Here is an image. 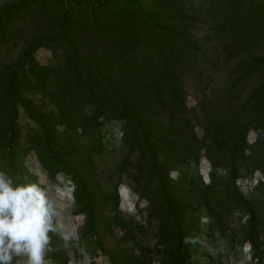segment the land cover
Wrapping results in <instances>:
<instances>
[{"label":"trees","instance_id":"1","mask_svg":"<svg viewBox=\"0 0 264 264\" xmlns=\"http://www.w3.org/2000/svg\"><path fill=\"white\" fill-rule=\"evenodd\" d=\"M8 44L21 50L0 62V171L47 190L28 164L35 155L51 181L68 177L81 236L96 256L192 264L205 211L213 237L227 235L240 213L241 246L263 264L264 179L255 192L239 182L264 177V0H8L0 47ZM41 49L53 64L38 60ZM221 58L231 65L217 88L202 70ZM192 73L201 93L195 106L185 89ZM22 113L36 125L27 134ZM112 121L126 153L108 189L98 158ZM190 165L191 177L183 174ZM144 211L143 223L136 217ZM56 223L45 261L70 264Z\"/></svg>","mask_w":264,"mask_h":264},{"label":"rangeland","instance_id":"2","mask_svg":"<svg viewBox=\"0 0 264 264\" xmlns=\"http://www.w3.org/2000/svg\"><path fill=\"white\" fill-rule=\"evenodd\" d=\"M5 1L8 0H0V5ZM200 33L199 36L203 34L202 31ZM20 50L21 46L13 47L9 44L0 47V62L14 60L18 56ZM37 58L41 63L46 65L54 63V56L46 49H41L37 54ZM220 62L223 64L215 68L204 64L205 70H202L205 75L204 77L212 80L214 87L217 88L225 84V74L231 65L230 63L225 64L223 58L220 59ZM194 79L193 73L187 74L185 82V89L189 93V102L191 106H195L197 101L201 99V93L196 88ZM250 91V87L248 85L245 86L242 99H245ZM36 100L41 105L47 107L49 111L52 109V106L47 100L40 97H37ZM21 124L24 134H27L32 128L36 127L31 120L27 119L24 113L21 115ZM198 132L200 135L202 134V130L198 129ZM104 135L106 138L105 141L108 143L106 151L98 158L99 176L106 187L110 189L116 178L115 171L117 165L122 160L124 153H126V148L121 140L120 123L114 121L110 122L105 127ZM254 138L255 134L253 133L250 136L251 141ZM82 139V141L80 140L81 145L84 147L89 145L88 137H83ZM28 164L33 173L39 178L40 182L47 186L49 200L53 205L54 211L57 213L54 219L60 225L67 240L68 249L72 258L70 264H91L92 261H95L96 264H110L107 257L96 256L92 252V248L89 246L88 241L81 236L84 218L74 214L75 203L73 198V185L70 179L66 176H60L57 182L51 181L37 161L35 155L29 157ZM196 173L194 165H190L183 171V174L190 175V177ZM204 173L206 174V171ZM261 179H264L263 175L257 172L253 178L244 176L239 182V185L244 193L250 189L255 192ZM122 192L125 210L133 208V203L129 196V189L124 188ZM126 215L128 216V213ZM146 215L147 213L144 211L139 213L136 219L144 223L146 221ZM243 222L244 219L241 214L236 213L233 220L230 222V230L227 235L217 234L216 237H213L210 235L209 230L210 220L206 212L203 211L201 242L194 252L192 264H255L256 262L253 259V252L250 246L248 244L241 246L239 232L241 231ZM17 264H24V261H18ZM45 264H50V262L45 261Z\"/></svg>","mask_w":264,"mask_h":264},{"label":"clouds","instance_id":"3","mask_svg":"<svg viewBox=\"0 0 264 264\" xmlns=\"http://www.w3.org/2000/svg\"><path fill=\"white\" fill-rule=\"evenodd\" d=\"M56 215L46 189L0 171V264H45Z\"/></svg>","mask_w":264,"mask_h":264}]
</instances>
